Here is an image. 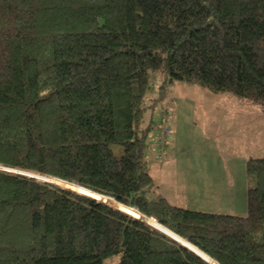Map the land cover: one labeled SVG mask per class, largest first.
Listing matches in <instances>:
<instances>
[{"label":"trees","instance_id":"trees-1","mask_svg":"<svg viewBox=\"0 0 264 264\" xmlns=\"http://www.w3.org/2000/svg\"><path fill=\"white\" fill-rule=\"evenodd\" d=\"M155 72L264 106V0H0V165L83 190L0 171V264H264L263 157L243 217L149 196Z\"/></svg>","mask_w":264,"mask_h":264},{"label":"rangeland","instance_id":"rangeland-1","mask_svg":"<svg viewBox=\"0 0 264 264\" xmlns=\"http://www.w3.org/2000/svg\"><path fill=\"white\" fill-rule=\"evenodd\" d=\"M163 80L160 72L153 73L144 97V105L158 97L161 99L144 115L145 122L150 120L152 124L144 141V161L153 186L149 196L164 198L168 204L188 210L245 216L249 185L244 165L249 158H264V106H255L227 93H213L197 85L165 84ZM0 171L23 173L35 180L83 191L33 171L3 165ZM99 198L122 208L106 197ZM120 210L138 217L129 209ZM153 221L147 217L143 222L162 232Z\"/></svg>","mask_w":264,"mask_h":264},{"label":"water","instance_id":"water-1","mask_svg":"<svg viewBox=\"0 0 264 264\" xmlns=\"http://www.w3.org/2000/svg\"><path fill=\"white\" fill-rule=\"evenodd\" d=\"M20 175H24L23 173H20ZM25 176V175H24ZM28 177H30V178H32V176L30 175V176H28ZM43 182H47V181H44L43 180ZM47 183H50V182H47ZM50 184H52V183H50ZM53 185H55V184H53ZM57 186V185H56ZM73 186H75V185H73ZM75 187H78V186H75ZM70 191H72V190H70ZM72 192H74V191H72ZM87 192H89V191H87ZM77 193V192H76ZM83 195V194H82ZM86 196V195H85ZM89 197V196H88ZM91 198V197H90ZM94 199V198H93ZM109 199V198H108ZM109 200H111V199H109ZM113 203H115L113 200H111ZM101 203H103V202H101ZM115 204H118V203H115ZM107 205V204H106ZM119 206H121L120 204H118ZM109 206V205H108ZM123 208H126V207H124V206H122ZM115 209H117V208H115ZM127 209H129V210H132V209H130V208H127ZM117 210H119V209H117ZM119 211H121V210H119ZM134 212H136L135 210H133ZM122 212V211H121ZM124 213V212H123ZM137 213V212H136ZM138 214V213H137ZM141 216V215H140ZM143 218H146V217H144V216H142ZM136 219H138V218H136ZM139 220V219H138ZM140 222H142L143 223V221L142 220H139ZM161 233V232H160ZM164 235V234H163ZM174 241V240H173ZM176 242V241H175ZM180 245V244H179ZM181 247H183V248H185L184 246H182V245H180ZM185 249H187V248H185ZM188 250V249H187ZM190 252H192L191 250H189ZM193 254H195L194 252H192ZM196 255V254H195ZM199 259H201L198 255H196ZM202 260V259H201ZM203 261V260H202ZM205 262V261H204ZM206 263V262H205ZM207 264V263H206Z\"/></svg>","mask_w":264,"mask_h":264},{"label":"bare ground","instance_id":"bare-ground-1","mask_svg":"<svg viewBox=\"0 0 264 264\" xmlns=\"http://www.w3.org/2000/svg\"><path fill=\"white\" fill-rule=\"evenodd\" d=\"M164 143V142H163ZM51 182V181H50ZM54 183V182H53ZM57 184V183H56ZM59 185V184H58ZM61 186V185H60ZM70 189H72V190H74V191H77V190H75V189H73V188H70ZM77 192H79V191H77ZM95 198V197H94ZM97 199V198H96ZM105 203V202H104ZM181 244V243H180ZM181 245H183V244H181ZM183 246H185V245H183ZM186 247V246H185ZM210 264V263H209Z\"/></svg>","mask_w":264,"mask_h":264}]
</instances>
